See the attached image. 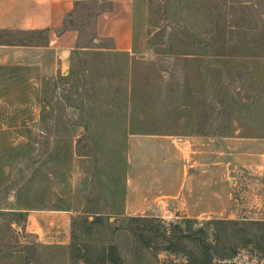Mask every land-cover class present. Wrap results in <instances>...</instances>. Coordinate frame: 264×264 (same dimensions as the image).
Returning a JSON list of instances; mask_svg holds the SVG:
<instances>
[{
  "label": "rangeland",
  "instance_id": "obj_1",
  "mask_svg": "<svg viewBox=\"0 0 264 264\" xmlns=\"http://www.w3.org/2000/svg\"><path fill=\"white\" fill-rule=\"evenodd\" d=\"M135 5L131 52L97 40L105 1L81 0L66 74L53 53L0 65V264L113 243L125 264H197L201 227L209 264H264V0Z\"/></svg>",
  "mask_w": 264,
  "mask_h": 264
},
{
  "label": "crops",
  "instance_id": "obj_2",
  "mask_svg": "<svg viewBox=\"0 0 264 264\" xmlns=\"http://www.w3.org/2000/svg\"><path fill=\"white\" fill-rule=\"evenodd\" d=\"M104 1L105 7L98 10L95 16L97 40L109 39L114 50L131 52L135 38L136 0ZM80 2L81 0H0V65H22L24 63L21 60H15V55L27 52L32 56L26 65L35 68L37 53H43L44 56L53 53L51 68L66 74L71 56L81 48V31L74 24V14ZM42 33L43 40L40 38ZM164 147L166 157L169 156L167 150L171 149V153L174 151L172 148L168 149L167 143ZM211 148V143L207 142L202 146V152H210ZM164 180L169 183L176 179L166 177ZM162 185L163 182L160 181V186ZM203 187L210 191L212 184L204 183ZM195 192L196 184H189L190 202L196 196ZM130 193L127 198L132 202L137 199V195L134 191ZM209 198L208 196L203 200L206 207ZM200 206L199 213H206L203 203ZM138 211L129 204V212Z\"/></svg>",
  "mask_w": 264,
  "mask_h": 264
},
{
  "label": "trees",
  "instance_id": "obj_3",
  "mask_svg": "<svg viewBox=\"0 0 264 264\" xmlns=\"http://www.w3.org/2000/svg\"><path fill=\"white\" fill-rule=\"evenodd\" d=\"M41 40L44 39L43 37V33L40 36ZM100 217V216H99ZM95 218V223L100 222L101 218ZM189 221V220H188ZM231 223H239L238 221H230ZM216 222H214L215 224ZM219 222H217L218 224ZM255 224H259L262 225L264 222H252ZM181 229V226H175L173 228L174 232L177 233L178 230ZM195 233H191L188 234L189 238L194 237V234H199L200 233V240L197 238V247L199 249V255L197 256L199 262L197 264H209V263H213V261L215 260L214 257L211 255L210 252V248L208 246V244L206 243V237L208 236L207 230L204 227L199 228L198 230H195ZM175 233V234H176ZM171 241V240H170ZM86 248L84 247V250H82L81 248L76 247L77 250V254L78 256H80L79 258L83 259L86 263L88 264H125L123 258L120 255V251L118 246L113 243L111 245H109L100 255L97 256H93L92 254V250L90 245H85ZM168 250H170V248H167ZM75 255V257H77Z\"/></svg>",
  "mask_w": 264,
  "mask_h": 264
}]
</instances>
